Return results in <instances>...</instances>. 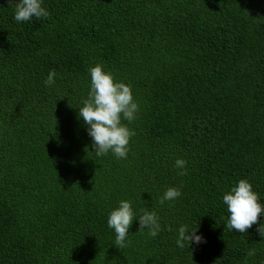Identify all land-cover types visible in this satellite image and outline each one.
Listing matches in <instances>:
<instances>
[{
	"label": "trees",
	"instance_id": "16d2710c",
	"mask_svg": "<svg viewBox=\"0 0 264 264\" xmlns=\"http://www.w3.org/2000/svg\"><path fill=\"white\" fill-rule=\"evenodd\" d=\"M42 7L48 18L18 23L0 0V264H264V214L230 231L223 202L246 179L264 205V0ZM96 64L139 106L122 120L135 132L126 159L97 156L78 117ZM169 187L181 196L161 205ZM121 200L137 218L156 212L159 234L134 219L114 246ZM196 224L205 242L179 248V227Z\"/></svg>",
	"mask_w": 264,
	"mask_h": 264
},
{
	"label": "clouds",
	"instance_id": "9594fccd",
	"mask_svg": "<svg viewBox=\"0 0 264 264\" xmlns=\"http://www.w3.org/2000/svg\"><path fill=\"white\" fill-rule=\"evenodd\" d=\"M9 5L14 7V19L16 22H26L48 18L49 12L42 7V0H18L14 3L9 0ZM91 77L90 91L88 97L83 99L82 107L78 110V117L82 118L87 126V132L92 138V147L97 156H104L112 152L116 158H127L128 145L134 130H130L122 120L133 121L139 111L138 104L134 101L131 86L124 82H117L111 72H106L103 65L96 64L89 68ZM55 70H50L46 86L55 83ZM186 161L177 159L175 167L180 169L178 175H186ZM181 196V191L175 187H169L160 204L165 201L174 200ZM223 202L227 206L228 230H236L240 233H247L248 229L258 223L259 217L264 214V205L260 202V197L253 190L251 183L246 179H240L230 191L223 195ZM138 219L139 231L148 229L149 235L155 238L161 231L159 217L156 212L142 209L141 214L136 216L130 201L121 200L119 206L112 210L107 219V226L114 230V246L120 250L127 247V237L133 220ZM198 224L189 228L181 225L178 229L176 244L179 248L185 247V242L200 244L205 242L202 235H197ZM171 231V229H169ZM261 237H264V224H260L257 229ZM256 254L255 249H250L248 257ZM247 264V261L245 262Z\"/></svg>",
	"mask_w": 264,
	"mask_h": 264
}]
</instances>
